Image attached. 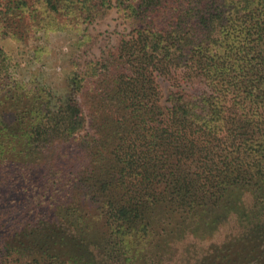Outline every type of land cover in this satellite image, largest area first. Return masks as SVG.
Instances as JSON below:
<instances>
[{
	"label": "trees",
	"instance_id": "1",
	"mask_svg": "<svg viewBox=\"0 0 264 264\" xmlns=\"http://www.w3.org/2000/svg\"><path fill=\"white\" fill-rule=\"evenodd\" d=\"M111 8L62 89L0 45V264H264V0H0V38Z\"/></svg>",
	"mask_w": 264,
	"mask_h": 264
},
{
	"label": "rangeland",
	"instance_id": "2",
	"mask_svg": "<svg viewBox=\"0 0 264 264\" xmlns=\"http://www.w3.org/2000/svg\"><path fill=\"white\" fill-rule=\"evenodd\" d=\"M47 19L50 17L45 18L44 22H47ZM132 21L126 19L117 8H111L90 24H83L81 29L66 26L57 29L52 24L44 26V22L35 23L32 20L33 24L29 27L30 35L25 40H19L10 34L0 38V45L8 55L10 71L17 79L25 82L35 80L38 83H45L48 87L62 89L65 88V78L69 70L76 62L84 63L96 59L103 50L113 48L122 35L132 29ZM25 23L31 22L26 20ZM85 37L86 39L82 40ZM158 81L162 83L166 93L171 89L167 77L158 76ZM238 231L236 221L232 220L211 241L192 239L193 248L190 252L195 253L193 255L196 258L213 242H221L226 235ZM181 245L183 244L180 243L178 246ZM183 247L179 248L182 250ZM184 260H187V257L178 258L174 262L177 264Z\"/></svg>",
	"mask_w": 264,
	"mask_h": 264
}]
</instances>
